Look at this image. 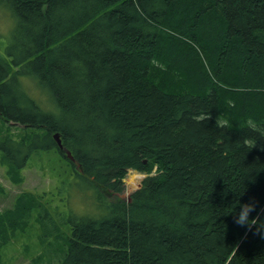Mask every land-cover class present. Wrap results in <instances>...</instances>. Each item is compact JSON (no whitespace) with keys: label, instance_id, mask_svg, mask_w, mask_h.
Segmentation results:
<instances>
[{"label":"trees","instance_id":"obj_1","mask_svg":"<svg viewBox=\"0 0 264 264\" xmlns=\"http://www.w3.org/2000/svg\"><path fill=\"white\" fill-rule=\"evenodd\" d=\"M0 10V119L21 126L0 164L14 184L35 154L65 165L52 211L29 192L0 211V248L33 222L32 264H264V0ZM128 169L146 178L122 200Z\"/></svg>","mask_w":264,"mask_h":264},{"label":"rangeland","instance_id":"obj_2","mask_svg":"<svg viewBox=\"0 0 264 264\" xmlns=\"http://www.w3.org/2000/svg\"><path fill=\"white\" fill-rule=\"evenodd\" d=\"M11 24V17H8L7 12L0 10L1 36H6L9 33L12 28ZM0 128L6 132L19 133L21 126L11 123L6 125L0 119ZM1 156L0 152V160ZM58 160V154L53 152L47 156L43 153L33 155L28 159L26 168L21 171L22 180L19 184L10 181L5 174L6 170L0 164V211L10 208L14 197L21 192L33 193L43 205L48 206L52 211V208L60 203L59 198L61 197L56 194V190L61 178L60 167H65L64 163L58 162ZM131 175H139L138 183L142 181L141 175L143 174L128 171L123 179V191L117 196L122 200L127 199L129 194L137 188L136 186L134 189H129L128 181ZM32 224L25 232L16 234L6 246L0 248V264H32V260L36 259V255L39 254L38 231L36 225L33 227Z\"/></svg>","mask_w":264,"mask_h":264},{"label":"clouds","instance_id":"obj_3","mask_svg":"<svg viewBox=\"0 0 264 264\" xmlns=\"http://www.w3.org/2000/svg\"><path fill=\"white\" fill-rule=\"evenodd\" d=\"M252 210L251 204H241L239 212L236 215V223L245 224L248 222V214Z\"/></svg>","mask_w":264,"mask_h":264},{"label":"bare ground","instance_id":"obj_4","mask_svg":"<svg viewBox=\"0 0 264 264\" xmlns=\"http://www.w3.org/2000/svg\"><path fill=\"white\" fill-rule=\"evenodd\" d=\"M263 135H264V133H263ZM139 179H140L139 175L138 176H133V175L129 176V181H128L129 184L128 185H130L129 186L130 190L134 189L137 186Z\"/></svg>","mask_w":264,"mask_h":264},{"label":"water","instance_id":"obj_5","mask_svg":"<svg viewBox=\"0 0 264 264\" xmlns=\"http://www.w3.org/2000/svg\"><path fill=\"white\" fill-rule=\"evenodd\" d=\"M54 138H55V140H56V143H57L58 147L61 148L62 146H61V144H60V141H59V138H58V134H55V135H54ZM144 163H145V161H144ZM139 187H140V184L138 185V188H139Z\"/></svg>","mask_w":264,"mask_h":264}]
</instances>
